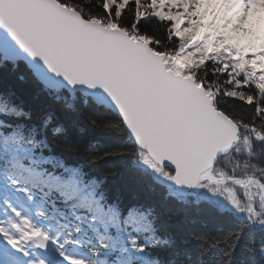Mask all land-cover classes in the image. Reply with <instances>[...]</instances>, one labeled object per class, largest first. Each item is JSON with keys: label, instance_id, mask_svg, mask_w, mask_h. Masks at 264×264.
<instances>
[{"label": "trees", "instance_id": "16d2710c", "mask_svg": "<svg viewBox=\"0 0 264 264\" xmlns=\"http://www.w3.org/2000/svg\"><path fill=\"white\" fill-rule=\"evenodd\" d=\"M57 1L144 41L204 87L240 129L214 176L264 187V21L249 20L235 0ZM144 159L114 112L50 90L26 63L0 55V182L33 199L72 264H264L256 185L203 182L196 196L180 197L172 173L162 169L165 184ZM75 171L98 190L77 186Z\"/></svg>", "mask_w": 264, "mask_h": 264}, {"label": "water", "instance_id": "95a60500", "mask_svg": "<svg viewBox=\"0 0 264 264\" xmlns=\"http://www.w3.org/2000/svg\"><path fill=\"white\" fill-rule=\"evenodd\" d=\"M0 54L25 62L51 90L80 93L118 115L134 144L173 172L180 196L196 194L203 180L217 183L213 169L237 145L238 125L192 77L57 0H0Z\"/></svg>", "mask_w": 264, "mask_h": 264}, {"label": "rangeland", "instance_id": "374dc122", "mask_svg": "<svg viewBox=\"0 0 264 264\" xmlns=\"http://www.w3.org/2000/svg\"><path fill=\"white\" fill-rule=\"evenodd\" d=\"M252 1H254V2L249 3L251 13L254 16L258 17V20H260L259 18H262V16L258 12L264 10V0H252ZM251 18H252V16L249 17V19H251ZM210 21H211V18H210ZM213 21H219V17H215V20H213ZM199 40H201V39L198 38L196 43ZM176 63L180 66H183V67H187V66L191 65L190 59H188L185 56H178L176 58ZM175 73H177V72H175ZM177 74H179V73H177ZM184 77H187V76H184ZM139 163H140L141 167L147 169L157 180L162 181L165 184H168V182L165 179L166 178L165 172L160 167L155 165L152 161H150L149 159H144V160H140ZM82 178L83 177L80 175V173H78L76 171L74 172L73 180L76 182V185L77 186L81 185V186L87 187L88 184ZM236 181H238V180H236ZM89 185H90V186H88L89 190H92L94 192H96L98 190V189H95L96 187L94 184H92V185L89 184ZM215 185H217V184H215ZM251 185H256L258 187V189L260 190L261 196L264 198V187L263 188L259 187L256 182L251 183ZM251 185L249 184V185L243 186V187H248ZM22 194H23V196L27 197L26 194H24V193H22ZM21 197H22V195H21ZM25 201H28L27 202L28 204L33 205V202H31V200L29 198H26ZM6 204H8V205L0 207V217H2L1 214L3 212L8 214L11 211V206H13L12 202L9 201ZM18 211H19L18 212L19 213V217H18L19 226L18 227L19 228L21 227L20 228L21 229V235H19L18 239L20 241L16 245L19 249H18V251H10L7 253L0 252V264H32L31 259H34V260H37L38 262H40L38 264H56L59 261L62 262L61 264H69L68 259L64 256V254H61L60 249H56L57 252L59 251L58 253L53 252L54 253V257H53L54 259L52 258L50 260L49 257L51 254H53V253H51L52 252L51 250L53 249V247H55V245H53L51 242V239H52L51 232H47L40 224H37L36 222L31 221L29 223L28 222V221H30L29 217L27 215L25 216L26 209L19 207ZM3 218H5V217H3ZM23 219H25V220H23ZM40 230H42V232ZM38 233H41V234L45 233L46 235L45 234L44 235L47 238V240L48 239L50 240V243L48 241V244H50V246H49V250L47 252L37 253L33 249L32 243L35 244V242H34V240H32L31 237L33 235L38 234ZM0 236H2V238H3V236L5 238L7 237L9 240L13 237L12 234L10 233L6 223H3V222L0 223ZM29 239H30V241H28ZM56 248H58V247H56Z\"/></svg>", "mask_w": 264, "mask_h": 264}, {"label": "bare ground", "instance_id": "6f19581e", "mask_svg": "<svg viewBox=\"0 0 264 264\" xmlns=\"http://www.w3.org/2000/svg\"><path fill=\"white\" fill-rule=\"evenodd\" d=\"M12 176H10V178H11Z\"/></svg>", "mask_w": 264, "mask_h": 264}]
</instances>
